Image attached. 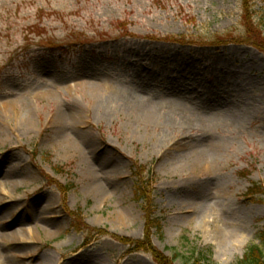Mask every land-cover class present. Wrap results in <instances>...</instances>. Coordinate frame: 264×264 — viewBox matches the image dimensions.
<instances>
[{"label": "rangeland", "instance_id": "1", "mask_svg": "<svg viewBox=\"0 0 264 264\" xmlns=\"http://www.w3.org/2000/svg\"><path fill=\"white\" fill-rule=\"evenodd\" d=\"M140 182L174 264L264 252V0H0V264H157Z\"/></svg>", "mask_w": 264, "mask_h": 264}, {"label": "trees", "instance_id": "2", "mask_svg": "<svg viewBox=\"0 0 264 264\" xmlns=\"http://www.w3.org/2000/svg\"><path fill=\"white\" fill-rule=\"evenodd\" d=\"M177 38H165L166 40H175L176 42L180 39ZM46 41V40H45ZM253 41H255L253 39ZM258 42V39L255 41ZM254 42V44H256ZM138 171L144 169L143 166H136ZM136 174V170L134 171ZM143 178V177H142ZM141 179V177H140ZM257 186V187H255ZM148 183L145 184L140 182L136 185L134 196H138L142 201V209L144 210V234L142 239H122L123 242L128 246L129 252L135 251H144L149 252L153 260L157 264H174L175 260L181 257L177 252L173 253V256L170 258L166 257L162 252L158 251L153 247L150 237L153 233H158L160 236L162 234V218L155 213V208L151 207L153 200L150 197L148 192H152L151 189H148ZM147 189V190H146ZM261 187L258 185H253L248 189V196L253 195V193H262ZM148 193V194H147ZM146 194V195H145ZM153 194V193H152ZM259 241L264 246V228L259 233ZM211 251H192L189 257H186L188 260L180 264H212L211 262ZM236 264H264V252L260 246L256 244L249 245L244 251L242 257L236 262Z\"/></svg>", "mask_w": 264, "mask_h": 264}, {"label": "bare ground", "instance_id": "3", "mask_svg": "<svg viewBox=\"0 0 264 264\" xmlns=\"http://www.w3.org/2000/svg\"><path fill=\"white\" fill-rule=\"evenodd\" d=\"M213 58L216 59V61L223 60L217 54H214ZM166 67H168V66H166ZM175 67H178V70H179V72L181 74H183L185 76H189V75L191 76V78H188V80H189V85H191L193 87V89L196 90L197 87H201V86H204V88L208 89V87H206V84L203 83L201 80H199V79H197L195 77L192 78L191 71L189 69V65L188 64L178 63V64L175 65ZM227 68H228V62H226V60H224V62L218 68V71L222 74L224 72V70L226 72ZM137 71H139L141 73H144L145 72L144 71V68H141L140 66L137 67ZM226 76L232 77L231 74H225V75H223L224 78H226ZM221 84H223V83H221ZM247 85H248V83L246 81H243V86L240 84L239 87H238L239 88L238 91L240 93L245 92V90H246L245 87H247ZM208 90L210 92H214L215 91L213 89H208ZM134 106H135V109H136V111L138 113V116L140 118H143V119H154L157 116V114H156V108L157 107L156 106H146L145 104L134 105ZM244 114H245V111H242V115H244ZM216 154H217L216 152L211 151V152H209L207 154V157H208V159L210 161H212L215 158ZM203 189H205V187ZM190 208H191V206H188V207L185 208V210L189 211L188 209H190ZM201 217H204V218L199 223V225L202 226L205 230H207V228H206L207 227V224H208L207 221H206L207 218H205L204 213L201 215ZM20 234H22V235L23 234H27V232H21L20 233V232H16L15 231L10 236H8V239L10 238L9 240L12 241L15 238H19V236L21 237ZM221 239H222V241L224 243H226V241L228 240V235L225 234V233L221 234Z\"/></svg>", "mask_w": 264, "mask_h": 264}]
</instances>
